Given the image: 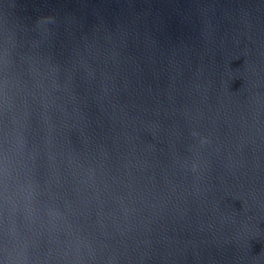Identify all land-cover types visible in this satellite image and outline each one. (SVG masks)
Wrapping results in <instances>:
<instances>
[{"label": "water", "instance_id": "1", "mask_svg": "<svg viewBox=\"0 0 264 264\" xmlns=\"http://www.w3.org/2000/svg\"><path fill=\"white\" fill-rule=\"evenodd\" d=\"M0 264H264V0H0Z\"/></svg>", "mask_w": 264, "mask_h": 264}]
</instances>
